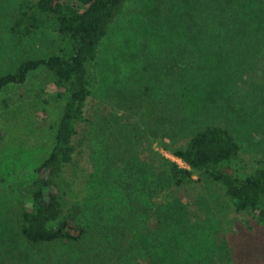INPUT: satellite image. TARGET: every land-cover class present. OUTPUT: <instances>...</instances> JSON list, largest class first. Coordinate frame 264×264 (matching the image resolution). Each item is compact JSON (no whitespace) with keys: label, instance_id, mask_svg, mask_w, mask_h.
Wrapping results in <instances>:
<instances>
[{"label":"rangeland","instance_id":"1","mask_svg":"<svg viewBox=\"0 0 264 264\" xmlns=\"http://www.w3.org/2000/svg\"><path fill=\"white\" fill-rule=\"evenodd\" d=\"M36 1L0 0V75L60 43ZM184 1H124L89 63L85 121L73 137L75 163L63 175L67 199L79 200L76 221L87 230L80 243L32 246L19 230L27 204L21 189L49 153L61 115L52 74L40 67L0 93V264H122L148 252L163 261L173 252L178 264H264V226L235 213L208 177L192 174L190 187H175L151 160L152 149L187 167L159 142L180 145L208 124L233 134L240 171L264 156L263 22L258 17L240 37L224 38L216 18L198 22L222 3L192 0L188 44ZM21 10L41 17L29 36L9 30Z\"/></svg>","mask_w":264,"mask_h":264},{"label":"trees","instance_id":"2","mask_svg":"<svg viewBox=\"0 0 264 264\" xmlns=\"http://www.w3.org/2000/svg\"><path fill=\"white\" fill-rule=\"evenodd\" d=\"M124 1L37 0V12L53 23L61 36L60 43L49 56L25 58L0 75L1 93L9 85L22 84L30 72L45 67L53 76L51 96L61 104L53 145L37 165L36 177L21 189L27 204L21 208L19 230L22 239L32 246L55 241L78 244L86 234L85 226L75 218L79 200L76 194L71 200L67 199L63 189V175L75 163L73 137L78 125L85 121L84 108L91 93L89 63L95 59L108 24ZM193 1L179 3L183 8L180 17L184 24L187 23L182 35L188 44L194 40L191 36L193 15L190 14ZM210 1L214 3V0ZM219 2L223 5L216 6V10H209L198 22L204 26L208 20L216 18L215 27L223 30L224 38L240 37L246 32L247 25L252 20H258V17L264 24V0ZM40 21L41 17L36 13L21 10L13 15L9 30L21 36H29L39 29ZM171 66L168 63L165 69L169 71ZM143 100L144 97L138 99L140 102ZM159 144L187 166L181 167L151 149V160L158 172L169 177L175 187H190L196 181L192 174L206 176L228 198L235 213L244 214L247 220L252 219L264 226V156L256 160L250 172L240 171L236 165L240 145L227 127L208 124L197 128L180 145ZM174 257L173 252H168L163 261L156 252H148L142 261L131 258L130 262L122 264H178Z\"/></svg>","mask_w":264,"mask_h":264}]
</instances>
